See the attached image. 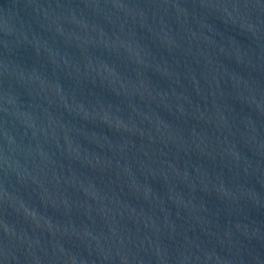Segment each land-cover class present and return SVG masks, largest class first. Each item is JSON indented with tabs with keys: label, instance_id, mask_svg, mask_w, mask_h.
<instances>
[{
	"label": "water",
	"instance_id": "1",
	"mask_svg": "<svg viewBox=\"0 0 264 264\" xmlns=\"http://www.w3.org/2000/svg\"><path fill=\"white\" fill-rule=\"evenodd\" d=\"M0 264H264V0H0Z\"/></svg>",
	"mask_w": 264,
	"mask_h": 264
}]
</instances>
